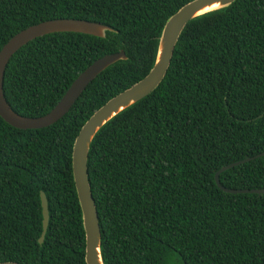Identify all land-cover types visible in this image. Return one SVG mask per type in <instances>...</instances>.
Here are the masks:
<instances>
[{
	"label": "trees",
	"instance_id": "16d2710c",
	"mask_svg": "<svg viewBox=\"0 0 264 264\" xmlns=\"http://www.w3.org/2000/svg\"><path fill=\"white\" fill-rule=\"evenodd\" d=\"M191 0H0V49L53 18L108 25L104 37L53 32L9 59L10 107L40 116L95 59L123 49L53 124L0 116V261L87 264L72 147L88 117L151 69L165 21ZM264 151V0L189 20L159 85L94 135L88 178L104 264H264V194L230 193L220 167ZM226 188H264V155L225 169ZM40 191L49 220L43 242Z\"/></svg>",
	"mask_w": 264,
	"mask_h": 264
},
{
	"label": "water",
	"instance_id": "95a60500",
	"mask_svg": "<svg viewBox=\"0 0 264 264\" xmlns=\"http://www.w3.org/2000/svg\"><path fill=\"white\" fill-rule=\"evenodd\" d=\"M233 1L235 0H191L182 5L165 21L162 27L158 38L155 60L149 72L143 78L111 97L95 110L84 122L76 135L72 147V173L85 230V261L87 264H104L100 250L101 232L99 219L92 196L87 167L89 147L94 135L98 129L114 115L144 98L159 85L170 64L178 37L189 20L200 14L227 6ZM214 3H217L218 6L198 13L204 7ZM106 30L111 31L112 28L96 21L64 17L47 19L29 25L10 37L0 49V116L11 126L20 129L49 126L69 111L85 87L99 73L116 61L127 59L123 49L114 53L105 54L95 59L75 77L50 111L40 116L31 117L15 112L8 104L3 92V77L6 65L11 56L20 47L36 37L53 32L71 31L104 37ZM262 155H264V151L220 167L214 175L218 187L230 193L250 192L264 194V188L232 189L224 187L219 182V174L221 171ZM40 201L42 207V231L38 242L41 244L44 240L49 220L47 198L43 191H40ZM0 264L24 263L7 260L0 261Z\"/></svg>",
	"mask_w": 264,
	"mask_h": 264
},
{
	"label": "bare ground",
	"instance_id": "6f19581e",
	"mask_svg": "<svg viewBox=\"0 0 264 264\" xmlns=\"http://www.w3.org/2000/svg\"><path fill=\"white\" fill-rule=\"evenodd\" d=\"M217 6H218V4H217V3H214V4H212V5H209V6L204 7V8L201 9L198 13H201V12L206 11V10H209V9H213V8H215V7H217Z\"/></svg>",
	"mask_w": 264,
	"mask_h": 264
}]
</instances>
